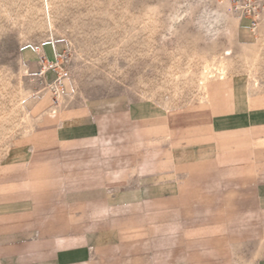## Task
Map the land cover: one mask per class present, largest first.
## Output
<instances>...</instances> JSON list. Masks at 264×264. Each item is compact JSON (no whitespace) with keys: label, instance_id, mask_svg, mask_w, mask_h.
Masks as SVG:
<instances>
[{"label":"crops","instance_id":"1","mask_svg":"<svg viewBox=\"0 0 264 264\" xmlns=\"http://www.w3.org/2000/svg\"><path fill=\"white\" fill-rule=\"evenodd\" d=\"M235 75L176 109L40 95L0 163V264H264V95Z\"/></svg>","mask_w":264,"mask_h":264},{"label":"rangeland","instance_id":"2","mask_svg":"<svg viewBox=\"0 0 264 264\" xmlns=\"http://www.w3.org/2000/svg\"><path fill=\"white\" fill-rule=\"evenodd\" d=\"M221 2L48 0L50 30L45 0H0V163L10 143L33 127L34 101L54 92V73L38 74L40 57L57 56L76 85L62 106L107 109L151 98L168 106L162 109L185 108L203 101V67L214 74L210 79L222 76L215 66L225 77L249 76L243 79L252 92L257 79L255 92L264 95V2L247 3L254 13L241 11L236 37L221 26ZM213 16L217 24L209 25ZM251 23L255 34L249 37L243 28ZM230 47L224 67L219 55Z\"/></svg>","mask_w":264,"mask_h":264},{"label":"bare ground","instance_id":"3","mask_svg":"<svg viewBox=\"0 0 264 264\" xmlns=\"http://www.w3.org/2000/svg\"><path fill=\"white\" fill-rule=\"evenodd\" d=\"M46 1V8H47V11H48V21H49V26H50V30H52L51 28H52V22H51V20L50 19H52V18H50V15H49V7H48V3H47V1L48 0H45ZM219 1H222L221 2V8H220V12H219V15H221V16H223V21H222V23H221V26L222 27H225V29L226 30H228L229 31V33L230 34H232V31H234L235 30V28H236V26H237V24L239 23V19H240V17H241V15H242V12H243V9H245L246 11H247V14H249V15H251V12H253L254 13V10L252 9V8H247V3H249L250 1H246V2H242V0H236L234 3V9H232V3H233V1L232 0H230V2H231V5H230V2H229V0H219ZM263 2H264V0H262ZM253 2V1H252ZM263 5H264V3H263ZM255 6V5H254ZM243 7H245V8H243ZM249 7V6H248ZM263 8H264V6H263ZM263 10V9H262ZM242 11V12H241ZM250 11V12H249ZM256 11V10H255ZM249 12V13H248ZM42 13H44V12H42ZM183 13V12H182ZM252 13V14H253ZM52 14V13H51ZM207 14V13H206ZM45 15V14H44ZM264 15V14H263ZM175 16V15H174ZM177 16V15H176ZM172 18V17H171ZM216 19H217V16H213L212 18H208V20H207V23L210 25V24H212V23H214L215 22V24H217L216 23ZM253 20H255V19H253ZM264 20V19H263ZM42 21V20H41ZM229 21L231 22L232 21V27H230L229 25H231V24H229ZM48 23V22H47ZM257 23V22H256ZM262 23V22H261ZM218 25H219V23H218ZM251 25L253 26V23H251ZM256 27V26H255ZM52 33V32H51ZM233 54V50H232V48L230 47V48H226V49H224L223 51H222V53L219 55V63H220V65H224V67H225V63H226V61H227V59H228V57L230 56V55H232ZM213 58H215V57H213ZM209 65V64H208ZM216 70H219V74L220 75H222L220 78H222V79H224L225 78V76H224V74L226 73V72H224V70L223 69H219V67H214ZM215 70V71H216ZM202 71L205 73V75H206V77L204 78V79H199L198 80V83L201 85V86H204L205 87V85H206V81H208L207 79H210L211 77H215L214 76V74L210 71V70H208V68H206V67H203L202 68ZM204 75V76H205ZM66 77H64V78H61V80H62V87H58L57 86V90H56V95H57V99H58V94H60L61 95V93H63L64 92V83H63V79H65ZM54 87L56 86V83H53L52 84ZM253 86H258V80L257 79H254L253 80ZM26 132H29V129L27 130L26 129Z\"/></svg>","mask_w":264,"mask_h":264},{"label":"built area","instance_id":"4","mask_svg":"<svg viewBox=\"0 0 264 264\" xmlns=\"http://www.w3.org/2000/svg\"><path fill=\"white\" fill-rule=\"evenodd\" d=\"M232 1L235 2L236 0H232ZM243 1L246 2L250 0H242V2ZM39 62L41 65V68L38 72L39 75H44L46 72H49V71L54 73L53 83H56V86L55 87L53 86L52 88H54V93L56 94L57 86L62 87L63 85L61 78L67 77L68 72L59 66V60L57 56H55L51 60H48L45 57H40Z\"/></svg>","mask_w":264,"mask_h":264}]
</instances>
